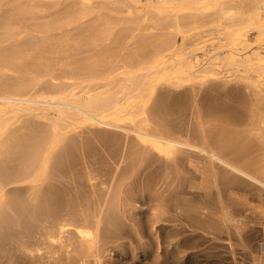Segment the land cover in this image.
Here are the masks:
<instances>
[{
  "label": "bare ground",
  "instance_id": "bare-ground-1",
  "mask_svg": "<svg viewBox=\"0 0 264 264\" xmlns=\"http://www.w3.org/2000/svg\"><path fill=\"white\" fill-rule=\"evenodd\" d=\"M178 223L264 245V0H0V264L195 260Z\"/></svg>",
  "mask_w": 264,
  "mask_h": 264
},
{
  "label": "rangeland",
  "instance_id": "rangeland-1",
  "mask_svg": "<svg viewBox=\"0 0 264 264\" xmlns=\"http://www.w3.org/2000/svg\"><path fill=\"white\" fill-rule=\"evenodd\" d=\"M143 5V4H142ZM251 37H252V35H251ZM176 90H174V89H172V96H174L173 94H175L176 96L180 93V95H181V93L182 92H184L181 96H179L181 99L179 100V97L177 96H175L176 98H175V100H173L174 98L171 96L170 98L171 99H169V101H170V103H171V101H172V103L170 104V105H172L173 103H175L174 101H176V100H179V104L180 105H182V104H184L183 106L185 107V106H187L186 105V103H184L185 101H187L188 100V98H187V96H185L184 97V95L187 93V91H185V90H183V87H179V88H175ZM180 89H181V91H180ZM183 90V91H182ZM176 91V92H175ZM177 91H180V92H177ZM177 93V94H176ZM182 96L184 97V99L182 98ZM184 100V101H183ZM175 104H178V102L176 101V103ZM74 162V161H73ZM74 164V163H73ZM74 171V170H73ZM68 178V175H67V173H65V172H63L62 173V179L64 180V179H67ZM232 190H233V192H234V194H238V193H244L245 195H246V197H247V200L249 201V203L251 204V205H254V204H257L258 203V198L256 197V195L253 193V191L250 189V187H243V186H236V185H233L232 187ZM189 190V189H188ZM192 190V189H191ZM190 191V190H189ZM230 208V207H229ZM228 208V209H229ZM233 208H231V210H232ZM230 210V209H229ZM230 210V211H231ZM233 212L235 211L236 212V210L234 209V210H232ZM231 211V212H232ZM235 212H234V214H235ZM246 212H250V210H247ZM141 222V219H139V223ZM251 223V222H250ZM254 222L252 221V223L251 224H249V225H251V226H253V227H250V228H254V226H256V224L255 225H252ZM185 225L187 224H191V223H184ZM182 225L181 223H178L177 225L181 228V226H182V228H183V226L184 227H187L188 228V230L190 231V229H191V231L194 229L195 231H192V233H191V231L190 232H188V230H187V232L188 233H190V234H188L187 235V237H189V238H194L195 236V238H197L198 240H197V243H198V241L199 242H201V241H203L204 242V245H206L205 247H204V251L206 252V254H205V252L201 249V247L203 246V244L202 243H195V244H197V245H195V249H197L198 247H199V249L201 250V252H203L204 254H205V256H207L208 255V258L207 257H205V256H203V255H200L201 253L199 252L200 250L198 249V258L199 259H201V260H199L198 258H196V259H198V260H192V261H180V259H181V257L183 256H179V253L180 252H178L177 253V251L176 252H172V250H171V248H169V245L167 244L168 243V241L167 240H164L165 238H167L166 237V235H164L163 234V236L165 237V238H162V240H164V242H166L165 244L163 243V241L161 240V236H162V232H157V238H156V241H157V243H156V241L155 240H153L152 242H151V244H153L154 246L152 247V245L150 244V242L148 241V247L150 248H148L149 249V254H150V261H153L154 262V260H153V258H156V260H157V258L159 259V260H157L156 261V263L155 264H173L174 262H179L178 264H181V263H183V264H201V262L203 261L204 262V264H207L206 262H208V264L210 263V264H251V251H248L249 249H250V244L251 243H256L257 242V244H258V247H259V245H260V247H262V246H264V245H262L263 244V241H261L259 238H257L256 239V237H254V238H252V240L250 241V242H248V241H245V239L243 238V236L242 235H239V234H237L236 235V233H234V232H232V231H229L228 230V232L225 230V231H223V230H221L222 231V233H224V234H222V235H220V232H219V234L218 233H216V234H218V235H216L215 234V232H213V231H211L210 230V232L212 233V234H214V236L216 237V239H214V237L212 238V234L209 232V230L208 229H206L205 228V226H199V225H195L194 227H193V225H191V226H185V225ZM197 226V227H196ZM190 227V228H189ZM191 227H193V228H191ZM187 228H185V230H184V228H183V230H184V232L186 231V229ZM199 228V229H198ZM196 229H198V230H196ZM202 229V231H205V232H202L201 233V231H199V230H201ZM197 231H198V233H197ZM187 232L186 233H184V234H187ZM206 232H209L210 234H211V236H209V234L207 233V235H206ZM159 233V234H158ZM199 233H201V234H199ZM203 233H205V234H203ZM229 233V234H228ZM192 234V235H191ZM197 234H199L200 236L202 235H205L204 237L207 239V236H208V240H206V239H204L203 237V239L205 240H203L199 235H197ZM227 234H228V236H227ZM158 235H159V237H158ZM229 235H231V236H234V238H231V237H229ZM162 236V237H163ZM217 236L219 237V238H217ZM224 236V237H223ZM238 236V237H237ZM200 237V238H199ZM211 237V238H210ZM231 238V239H230ZM159 239V240H158ZM167 239H169V237L167 238ZM201 241H200V240ZM212 239V241H210V240ZM213 239L216 241L217 239H219V240H222L224 243H222V241H220V245H222L223 247H224V249H223V247L221 248L222 250H221V253H220V245H218L219 244V241H218V244H217V242L214 244V242L215 241H213ZM228 239L230 240V243H228L229 241H228ZM259 240V241H258ZM159 241V242H158ZM162 241V242H161ZM156 243V245H158V246H156L155 245V243ZM160 242H161V244H160ZM206 242H208V244L206 243ZM206 243V244H205ZM228 243V244H227ZM136 244V243H135ZM164 244V245H163ZM167 244V246H168V248L165 246ZM211 244H212V246L213 247H211ZM218 246H217V245ZM164 246L165 248H167V250L168 251H170L171 250V252L172 253H170V254H172V256L173 257H171V255L169 254V252H165V251H163L162 249H161V247L160 246ZM207 245H208V248H210V249H208L207 248ZM215 245V246H214ZM231 245V246H230ZM198 246V247H197ZM210 246V247H209ZM220 246V247H219ZM158 247H160V248H158ZM216 247H218L217 249L219 250H217L216 249ZM229 247H231V249L228 248ZM2 248V250H0V262H3V261H6V259H7V251H8V246H7V243H4V245L1 247ZM153 248H155V250H156V248H158V251L156 250V252H157V254L154 252L155 250H153ZM164 248V249H165ZM211 248L214 250H211ZM215 248V249H214ZM160 249H161V252H160ZM207 249V250H206ZM166 250V249H165ZM229 250V251H228ZM264 250V249H263ZM215 251H217V253L219 252L220 254H223V255H219V253L215 256ZM228 251V252H227ZM160 252V253H159ZM210 253L211 252V254H207V253ZM174 253V254H173ZM175 253H177V254H175ZM225 253V254H224ZM132 254V256L130 255V253L129 254H127L125 257H124V259H123V263L124 264H136V263H139V261H138V258H137V256H136V254L135 253H131ZM156 254V256H154V255ZM159 254V255H158ZM180 254H183L182 252L180 253ZM230 254H231V256H230ZM175 255V256H174ZM176 255H177V257H176ZM214 255V256H213ZM218 255H219V257H218ZM213 256V257H212ZM222 256H224V257H222ZM234 256V257H233ZM178 257H180L179 258V260L177 259ZM227 257V258H226ZM232 257V259H231V261H230V258ZM174 260V262H173V260ZM177 259V261H175V259ZM183 259H181V260H186V259H184V257H182ZM203 258V259H202ZM204 258H206V262H205V260H204ZM213 258V260L211 261V259ZM216 259V261H215V259ZM217 258H218V261H217ZM226 259V260H224V261H222L221 262V260H219V259ZM228 259V260H227ZM135 260V261H134ZM208 260H210V261H208ZM126 261V262H125ZM160 263H159V262ZM201 261V262H200ZM228 261L230 262V263H228ZM163 262V263H162ZM195 262H197V263H195ZM202 262V263H203ZM216 262V263H215ZM122 263V264H123ZM174 264H177V263H174Z\"/></svg>",
  "mask_w": 264,
  "mask_h": 264
}]
</instances>
